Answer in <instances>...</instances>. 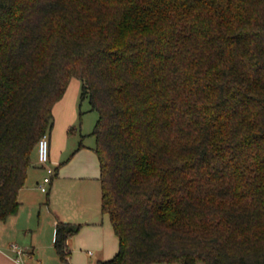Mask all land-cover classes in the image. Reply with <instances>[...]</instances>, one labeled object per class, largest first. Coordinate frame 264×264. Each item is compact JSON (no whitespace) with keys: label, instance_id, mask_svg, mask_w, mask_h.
Segmentation results:
<instances>
[{"label":"trees","instance_id":"trees-1","mask_svg":"<svg viewBox=\"0 0 264 264\" xmlns=\"http://www.w3.org/2000/svg\"><path fill=\"white\" fill-rule=\"evenodd\" d=\"M73 77L119 239L99 264H264V0H0V220Z\"/></svg>","mask_w":264,"mask_h":264},{"label":"crops","instance_id":"crops-1","mask_svg":"<svg viewBox=\"0 0 264 264\" xmlns=\"http://www.w3.org/2000/svg\"><path fill=\"white\" fill-rule=\"evenodd\" d=\"M64 105H67L66 102ZM53 112L57 116L58 109L54 107ZM70 120L71 115L64 113L62 127L54 126L49 134L50 165L56 168L63 161L64 165L55 169L46 192L47 198L39 188L46 169L38 162L36 150L26 184L19 193V211L6 220H0V264H99L118 252L119 239L110 215L101 208L100 173L94 169L95 157L89 151L90 147H79L82 140L79 141L73 153L76 157L89 159L75 164L77 169L69 166L75 163V158L66 163L68 159L65 158L72 144L64 130L72 124ZM60 221L81 224L80 230L67 240L70 251L68 262L60 259L55 247L56 225ZM15 242L24 246L21 255L12 248ZM37 252L45 255L43 259L34 260Z\"/></svg>","mask_w":264,"mask_h":264},{"label":"rangeland","instance_id":"rangeland-1","mask_svg":"<svg viewBox=\"0 0 264 264\" xmlns=\"http://www.w3.org/2000/svg\"><path fill=\"white\" fill-rule=\"evenodd\" d=\"M81 90H82L81 80L78 77H73L69 82V85L66 89L64 96L58 102H56L54 106L56 109H58L57 116L56 114L54 115L55 116L54 126L62 127V123L64 122V113L69 114V116L71 115L72 120L70 121H73V122L72 124L68 126L67 129L64 130V132H66L68 136L67 137L68 141L70 142V144H72L69 147L70 152L68 156L65 158L66 160L68 159L66 163L69 164L70 162H72V159L75 158L74 160L75 163L72 162L71 164H69V166H72L71 168L73 169H77L78 167L74 166L75 164L89 159L87 157H82V156L76 157V154L73 153L75 149L79 146V141L82 140L83 145L90 147L89 151L94 155L95 161H96V162L94 161V169L95 170L98 169V173H100V165L98 161V156L93 150L96 144V138L91 133L93 131L96 120L98 118V113L90 109L91 105L88 99H85L83 101L81 100ZM64 102H66L67 105H64ZM69 108L71 111H69ZM72 111H74V113ZM63 165H64V161H63ZM48 188H50V185H48ZM44 198H47L46 192L44 193ZM15 243H17L21 247L23 246L19 244L18 242H15ZM44 256L45 255L43 253L37 252L34 256V260L36 261L37 259H40V258L43 259ZM61 264H64V263L62 262ZM166 264H177V263L166 262ZM198 264H206V263L200 261L198 262Z\"/></svg>","mask_w":264,"mask_h":264},{"label":"built area","instance_id":"built-area-1","mask_svg":"<svg viewBox=\"0 0 264 264\" xmlns=\"http://www.w3.org/2000/svg\"><path fill=\"white\" fill-rule=\"evenodd\" d=\"M36 150L38 162L44 165L46 169V175L39 183V187L42 191L47 192L49 189L48 185H50V183L52 182V178L55 173V168L50 165V139L48 134L43 135L39 139ZM12 248L17 252L18 255H21L24 252L23 247H21L17 243H13Z\"/></svg>","mask_w":264,"mask_h":264}]
</instances>
